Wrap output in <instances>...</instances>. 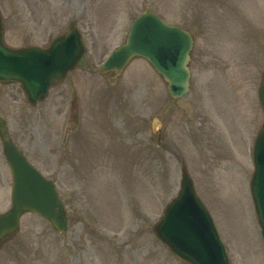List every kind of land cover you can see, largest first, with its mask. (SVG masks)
<instances>
[{"label": "rangeland", "instance_id": "374dc122", "mask_svg": "<svg viewBox=\"0 0 264 264\" xmlns=\"http://www.w3.org/2000/svg\"><path fill=\"white\" fill-rule=\"evenodd\" d=\"M224 1L0 0L10 45H47L75 20L87 46L76 69L35 106L20 86L0 82V213L10 206L12 181L4 154L10 139L56 181L70 220L69 232L61 233L38 214L26 213L18 232L1 243L0 264H185L153 231L180 188V157L233 264H264L249 184L252 147L264 121L258 98L264 0H232L227 11ZM146 9L195 36L191 90L173 106L166 84L143 58H135L113 87L96 71ZM209 78L221 83L214 86L219 93L205 91ZM66 117L68 123L78 117L96 125L89 137L97 142L87 138L86 151L104 147L99 137L108 133L106 123L116 128L119 121L127 132L120 138L127 155L121 149L87 158L77 148L81 159L66 160L60 148ZM154 117L177 155L164 150L170 145L157 147ZM117 145L110 146L117 150ZM86 159L92 163L82 168Z\"/></svg>", "mask_w": 264, "mask_h": 264}, {"label": "water", "instance_id": "95a60500", "mask_svg": "<svg viewBox=\"0 0 264 264\" xmlns=\"http://www.w3.org/2000/svg\"><path fill=\"white\" fill-rule=\"evenodd\" d=\"M192 46L190 33L145 11L132 23L126 42L99 70H114L115 77L109 79L113 84L132 57L143 56L167 81L169 92L179 97L188 90L190 72L187 63ZM84 51L82 36L75 23L46 48H10L4 42L0 15V80L21 84L32 103L43 99L48 88L74 68ZM259 94L264 107V77ZM5 152L13 175V205L7 213L0 214V239L18 228L21 214L26 210L41 214L56 229L67 231L64 204L55 183L35 168L12 142H6ZM253 160L252 192L264 235V125L255 142ZM155 232L179 257L191 264H229L212 219L195 194L185 169L182 189L165 209Z\"/></svg>", "mask_w": 264, "mask_h": 264}, {"label": "flooded vegetation", "instance_id": "af4514ba", "mask_svg": "<svg viewBox=\"0 0 264 264\" xmlns=\"http://www.w3.org/2000/svg\"><path fill=\"white\" fill-rule=\"evenodd\" d=\"M169 145L166 141H165V139H164V143H162V145Z\"/></svg>", "mask_w": 264, "mask_h": 264}]
</instances>
